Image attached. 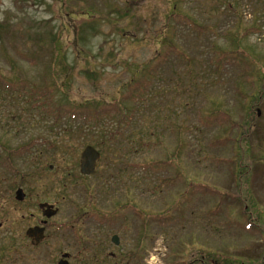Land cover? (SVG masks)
<instances>
[{
    "label": "rangeland",
    "instance_id": "374dc122",
    "mask_svg": "<svg viewBox=\"0 0 264 264\" xmlns=\"http://www.w3.org/2000/svg\"><path fill=\"white\" fill-rule=\"evenodd\" d=\"M43 93L98 109L113 142L65 132ZM40 202L59 211L35 246ZM114 234L136 264H264V0H0V264Z\"/></svg>",
    "mask_w": 264,
    "mask_h": 264
},
{
    "label": "flooded vegetation",
    "instance_id": "af4514ba",
    "mask_svg": "<svg viewBox=\"0 0 264 264\" xmlns=\"http://www.w3.org/2000/svg\"><path fill=\"white\" fill-rule=\"evenodd\" d=\"M19 188L21 187H18L17 190ZM25 198H26V193L22 200H18V199L17 200L22 202L25 200ZM41 204H47V206L41 207L40 206ZM38 206L43 215V218L39 220V224L31 226V227L41 225V226H44L45 232H46V228H47L46 225L48 224L49 219H51L53 216L48 218L47 215L45 214L49 213L50 210L52 209H55V208L58 209V207H54V205L47 203V202H40ZM33 215L34 214H31V216ZM45 236H47V233L45 234ZM45 240H46V237L44 238L43 241ZM43 241L39 243V245L42 244ZM121 244H122L121 238L117 234L112 235L109 238V240H107L106 236H101V235H98V237L92 236V237H89L88 239H84V242H82V240L79 241V245L81 246L77 252H72V253L66 252V251L62 252L58 260V264H60V261H68L67 264H112V263L113 264H136L138 262L143 261L142 252L139 254V251L142 246L138 245L137 248L132 250V253L131 251H129L128 253L127 252L117 253L114 250H112V246L113 248L121 247L122 246ZM130 257L132 258V260H129ZM115 260H118V262H116Z\"/></svg>",
    "mask_w": 264,
    "mask_h": 264
},
{
    "label": "trees",
    "instance_id": "16d2710c",
    "mask_svg": "<svg viewBox=\"0 0 264 264\" xmlns=\"http://www.w3.org/2000/svg\"><path fill=\"white\" fill-rule=\"evenodd\" d=\"M171 46L174 48V51H178L180 52V54H182V56H186V52L183 51L182 49H179L178 46L175 45V43L172 42ZM164 59H166V57H164ZM135 82H139L140 79H133L132 81ZM131 81V82H132ZM134 82V83H135ZM2 84H4V86L6 88H10L11 87V84L9 81H2ZM145 84V82L143 83H136L134 86H133V89H132V92H142L141 90H144L142 88V86ZM146 86H147V83H146ZM54 87V86H53ZM50 87V90L53 91L55 89V87ZM131 92V91H130ZM133 93L134 96H132V98H135V94ZM129 94V93H128ZM131 95V94H130ZM48 97H46V94L43 93V99H44V102H46L47 105H44L45 109L48 110L49 113L53 114L54 116L56 117H60V116H65L68 121L66 124H62L64 125V131L69 133V134H78L79 132H82L83 131V126L84 124L88 125V126H99L100 130L102 131V134L104 135L103 139H107L108 137V140L109 142H113L111 141L115 136L116 134H112V131H109L108 133H106V124L104 123L105 121L103 120V118L101 117V115L97 112L98 109H95L92 113H91V110L88 109L86 103L83 104V105H77L75 106V104L69 102V101H63L60 103V105L58 106V112L54 110V108L52 107L51 103L49 102V99H47ZM48 100V102H47ZM42 105H43V102H41ZM86 106L87 109H85L84 107ZM105 110V109H104ZM117 117H119V115H117ZM78 120H81L82 123L80 126H73V123L72 122H76ZM250 121V120H249ZM102 122V123H101ZM114 122L117 124V129H119V127H121V121L120 120H114ZM55 123L58 124V123H61L60 120H55ZM251 124V121L249 123V125ZM75 128V129H74ZM111 137V138H109ZM59 147H62L59 146ZM10 153V151H7ZM198 262L200 264H209V262L205 261V260H198ZM203 262V263H202ZM218 264V263H217Z\"/></svg>",
    "mask_w": 264,
    "mask_h": 264
},
{
    "label": "water",
    "instance_id": "95a60500",
    "mask_svg": "<svg viewBox=\"0 0 264 264\" xmlns=\"http://www.w3.org/2000/svg\"><path fill=\"white\" fill-rule=\"evenodd\" d=\"M101 158V153L92 145L85 146L81 154L80 159V171L85 175H93L96 173L99 166V161ZM24 191L19 188L16 191V199L22 200L24 198ZM41 207L47 206V204H41ZM58 209H52L49 213L45 214L47 217L54 216L57 214ZM27 236L31 239L34 245H38L45 238V228L44 226L30 227L26 231ZM68 261H60V264H67Z\"/></svg>",
    "mask_w": 264,
    "mask_h": 264
}]
</instances>
